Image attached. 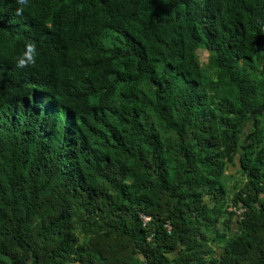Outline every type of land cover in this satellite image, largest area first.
Returning a JSON list of instances; mask_svg holds the SVG:
<instances>
[{
    "label": "trees",
    "instance_id": "1",
    "mask_svg": "<svg viewBox=\"0 0 264 264\" xmlns=\"http://www.w3.org/2000/svg\"><path fill=\"white\" fill-rule=\"evenodd\" d=\"M17 7L0 0V264H264V0Z\"/></svg>",
    "mask_w": 264,
    "mask_h": 264
},
{
    "label": "clouds",
    "instance_id": "2",
    "mask_svg": "<svg viewBox=\"0 0 264 264\" xmlns=\"http://www.w3.org/2000/svg\"><path fill=\"white\" fill-rule=\"evenodd\" d=\"M19 7L15 10V15L22 16L25 8L30 4V0H16ZM38 48L37 44L33 40H28L25 43V50L21 53L16 60V67L21 69H27L29 67H34L38 60Z\"/></svg>",
    "mask_w": 264,
    "mask_h": 264
},
{
    "label": "rangeland",
    "instance_id": "3",
    "mask_svg": "<svg viewBox=\"0 0 264 264\" xmlns=\"http://www.w3.org/2000/svg\"><path fill=\"white\" fill-rule=\"evenodd\" d=\"M250 128H251L250 126H247L246 131H249ZM237 162H239V161H237ZM229 167H230V169L227 171V174H228L227 185L230 188L229 190H233L234 186L238 183V181L241 180L242 174L239 171L237 166L230 165ZM229 209L232 210L234 208L232 206H230Z\"/></svg>",
    "mask_w": 264,
    "mask_h": 264
}]
</instances>
